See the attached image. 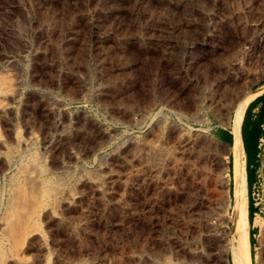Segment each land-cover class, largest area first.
Masks as SVG:
<instances>
[{"label":"rangeland","instance_id":"rangeland-1","mask_svg":"<svg viewBox=\"0 0 264 264\" xmlns=\"http://www.w3.org/2000/svg\"><path fill=\"white\" fill-rule=\"evenodd\" d=\"M260 85L264 0H0V264H230L218 130Z\"/></svg>","mask_w":264,"mask_h":264},{"label":"bare ground","instance_id":"bare-ground-1","mask_svg":"<svg viewBox=\"0 0 264 264\" xmlns=\"http://www.w3.org/2000/svg\"><path fill=\"white\" fill-rule=\"evenodd\" d=\"M262 92H264V85H260V87L256 91H251L250 94L245 97H242V99L237 103V105L235 104L232 110V117L229 122L232 143L228 151L232 160L233 187V211L231 218V234L233 235V243L228 250L230 264H251L249 250L250 245L248 240L249 224L247 221V196L245 179L246 171L244 159L242 156L240 122L242 114L244 113L243 110L247 102ZM206 141L208 142L209 140ZM185 145L187 146L191 157L201 158L204 156V150L194 141L187 140Z\"/></svg>","mask_w":264,"mask_h":264},{"label":"crops","instance_id":"crops-1","mask_svg":"<svg viewBox=\"0 0 264 264\" xmlns=\"http://www.w3.org/2000/svg\"><path fill=\"white\" fill-rule=\"evenodd\" d=\"M247 104L243 110L244 113L242 114L240 122V129L241 127L243 129V135L240 134V136L244 152L245 164L248 163L249 166L250 160L257 161L260 141L262 139V136L264 135V92L253 97L247 102ZM248 151H250L249 154ZM247 183L249 188L251 189L254 181H250L249 178H247L246 184ZM254 213L255 212H253V214ZM253 214L252 219L254 218Z\"/></svg>","mask_w":264,"mask_h":264},{"label":"trees","instance_id":"trees-1","mask_svg":"<svg viewBox=\"0 0 264 264\" xmlns=\"http://www.w3.org/2000/svg\"><path fill=\"white\" fill-rule=\"evenodd\" d=\"M219 134H218V138H220L221 140H223L225 143L227 144H231L232 143V136L231 134H229L228 130L225 129H219ZM243 129L241 127V135H243ZM257 162V161H256ZM248 163L245 164V173H246V182H247V178H248ZM246 196H247V221L249 224V227L252 223V214L253 212H255L254 207L252 206V201H251V197H250V188L248 186V183L246 184ZM248 240H249V245H250V257H251V261H252V257H253V251H252V232H251V228H248ZM229 264V263H228Z\"/></svg>","mask_w":264,"mask_h":264},{"label":"water","instance_id":"water-1","mask_svg":"<svg viewBox=\"0 0 264 264\" xmlns=\"http://www.w3.org/2000/svg\"><path fill=\"white\" fill-rule=\"evenodd\" d=\"M230 133V132H229Z\"/></svg>","mask_w":264,"mask_h":264}]
</instances>
